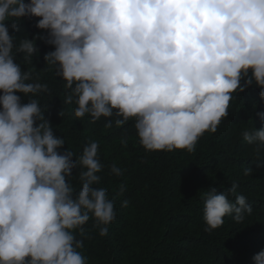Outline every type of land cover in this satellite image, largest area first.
<instances>
[{
    "label": "clouds",
    "instance_id": "clouds-1",
    "mask_svg": "<svg viewBox=\"0 0 264 264\" xmlns=\"http://www.w3.org/2000/svg\"><path fill=\"white\" fill-rule=\"evenodd\" d=\"M24 17L40 18L35 26L47 30L54 50L44 60L64 81L75 118H104L105 128L131 120L146 151L193 152L228 115L233 93L255 83L264 99V0H0V264H87L77 235L92 220L107 236L115 199L99 186L105 165L97 141L79 155L58 151L65 140L33 98L49 86L15 62L22 54L30 63L37 52L35 39L14 43L9 34ZM241 135L264 147V127ZM73 169L79 190L70 182ZM109 174L123 172L112 164ZM236 189L204 193L205 231L226 215L239 223L252 213ZM253 261L264 264V250Z\"/></svg>",
    "mask_w": 264,
    "mask_h": 264
},
{
    "label": "trees",
    "instance_id": "trees-1",
    "mask_svg": "<svg viewBox=\"0 0 264 264\" xmlns=\"http://www.w3.org/2000/svg\"><path fill=\"white\" fill-rule=\"evenodd\" d=\"M38 19L24 17L16 21L18 30L9 27V34L16 37L14 43L27 36L35 39L37 48L30 63L23 61L22 54L16 55L15 62L49 86V93L33 98L45 110L54 134L65 140L58 151L79 155L89 140L99 143V158L105 165L99 186L106 187L109 198L115 199L116 218L107 236L98 234L92 220L84 226L85 236L77 235L83 240L79 251L87 264H254L253 257L264 250V147L249 145L241 132L264 127L258 115L264 113L260 88L253 83L233 93L228 115L215 133L205 132L199 138L193 152H149L140 145L131 120L120 128L115 124L105 128L104 118L95 123L88 115L75 118L76 105L64 103V81L44 60L54 46L45 42L47 30L35 26ZM17 95L22 103L29 102L24 94ZM112 164L123 175H110ZM247 167L253 172L245 176ZM78 171L73 169L70 179L77 190ZM232 184L237 185V195L246 197L252 213L239 223L226 215L222 225L205 231L204 193L210 187L224 193ZM120 185L126 186L122 194ZM228 198L235 200L231 194ZM125 199L129 201L126 208L121 206Z\"/></svg>",
    "mask_w": 264,
    "mask_h": 264
}]
</instances>
